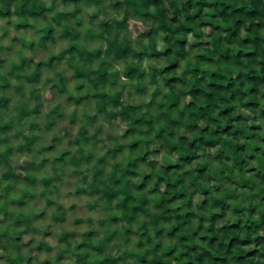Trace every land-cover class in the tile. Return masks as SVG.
I'll return each mask as SVG.
<instances>
[{"label": "clouds", "instance_id": "1", "mask_svg": "<svg viewBox=\"0 0 264 264\" xmlns=\"http://www.w3.org/2000/svg\"><path fill=\"white\" fill-rule=\"evenodd\" d=\"M111 3L112 0H79L67 4L60 0H42L47 11L38 20L30 21L34 24L31 33H16L12 27H0V33H8L0 38V59L4 61L0 64V79L8 85L0 91V97L9 101L6 107L0 108V113L6 117L4 122L9 124L8 129L0 131V153L11 149L7 162H0V209L3 210L0 211V220L3 221L0 223V264H42L44 260L49 264H91L92 260H102L109 253L118 255L121 252H132L137 256L148 253L149 259H160L168 247L175 245L179 248V236H190L197 225H201V218L221 213L222 205L227 207L223 208V216L215 225H210L206 219L203 222L204 228L211 227L216 231L200 232L199 235H215L218 239L224 238L225 243L227 238L237 235L247 237L246 231H220L223 226L236 221H240L242 228L249 223L260 225L253 238L264 235V203L253 198L255 193L264 196V183L255 178L256 170L264 171V139L256 138H264V86L254 97L237 96L234 101L225 99L226 103L220 105L231 107L232 117H240L235 119L232 129H239V135H212L213 129L229 120L216 115L219 108L215 107V101L200 99L201 105L208 103L209 109L214 110L207 111L203 119L198 118V123L201 128L207 126L209 137L219 142L215 147L193 149L196 161L183 164L177 157L187 153V139L182 141L181 137L194 139L203 135L199 128L195 131L187 128V114L195 110L186 107L185 98L192 78L181 77L183 83L169 85L159 68L177 57L173 54L158 60L149 58L150 53L170 46L165 40L169 33L160 30L162 22L159 17L155 21L142 22L145 28L156 29L150 39H137L138 33H133L125 41L123 36L116 37L114 31L105 32L99 26L103 20H123L125 12L130 19L136 20L132 17L134 9L155 13V8L143 9L139 0H132L133 7L128 9L112 8ZM4 8L5 4L0 0V9ZM183 21L184 14L181 13L178 23L168 24L167 28L177 29ZM233 22L228 20V25ZM248 23L244 20L234 43L252 35L245 31ZM45 27L56 29L59 39L55 36L54 43L49 42L38 50L34 61H44L37 71L53 79L41 78L38 83L25 86L23 72H14L11 66L19 62L21 55L27 56L29 52L24 51L21 43L13 42L12 36L19 35L24 44L29 38L39 43V36L43 33L38 29ZM61 29L67 35L60 36ZM202 31L207 32L208 29ZM73 33H80L76 38V49H69L62 60L48 65L49 57H58L62 50L68 48L66 41L72 40ZM89 33L98 38L96 43L84 38ZM223 35L227 36V33ZM259 35L264 36V31ZM186 38L193 42L195 39L191 35ZM125 44L133 52H143V59L131 54L117 59V51ZM227 46L231 48L234 45ZM173 47L180 53V68L173 73L179 76L185 67H191L190 62L201 49H191L187 45L182 49ZM89 53L94 57L91 63L82 58ZM261 58L264 57H258ZM97 64L109 73L106 83L97 82ZM128 67H134L142 78L129 80L125 75ZM77 73L84 75L78 77ZM53 83L56 87L48 89L47 86ZM77 85L81 86L78 91L75 90ZM138 88L144 89L143 94L135 91ZM45 91L54 97L50 102L43 95ZM100 93L106 94L103 99L90 103L91 97ZM220 95L226 96V93ZM70 96L74 99L69 100ZM253 99L256 106H246ZM173 101L175 104L170 108ZM19 102H23L26 112H31L38 105L41 107L30 115H21L17 108ZM119 113L126 115L119 116ZM93 116L94 120L91 119ZM210 117H215L216 122H212ZM251 125L259 126L255 133L250 130ZM125 128L131 129V134H126ZM172 145L176 146L174 151ZM238 145H246V148L236 152ZM25 161L31 166L18 167ZM153 161L155 163H150ZM164 163H175L179 167L174 172L165 173L162 171ZM200 163L206 164L208 171L205 177L193 180L189 170ZM17 173L19 179L15 178ZM25 175L27 180L23 178ZM145 177L149 179L146 181ZM173 177L182 180L181 190L185 192L182 200H172L176 192L171 187L175 183ZM142 180L146 187L137 191L136 185ZM242 184L255 187L249 190L238 186ZM204 188L210 194L207 197L199 194ZM77 189L81 190L79 194ZM21 190L33 198L25 207L16 208L11 202L20 198ZM133 196L137 199L132 200ZM190 196H194L191 203ZM124 197L129 199L123 200ZM202 199L207 201L203 207L200 206ZM141 200L147 202L143 212L133 214L131 207H124L129 203L139 204ZM253 205L258 211L248 215L247 208ZM238 209L245 211L238 213L235 211ZM37 212H42L43 216L34 220L32 217ZM184 212L192 214L186 223L183 222ZM5 213L8 214L7 219L4 218ZM169 214L180 219L157 222V217ZM113 216L133 219L117 224L112 222ZM18 219L23 223L17 225ZM174 226L178 229L175 239H161L156 235L159 229L170 230ZM126 228L136 233L129 244H124ZM45 231L51 235L44 236ZM114 231L119 234V239L105 243V238ZM89 232L93 235L86 236ZM66 233L75 235L65 236ZM191 242L201 243L199 239ZM137 243L141 246L137 247ZM78 244L81 246L77 247ZM40 245L46 246L38 247ZM98 247L103 249L99 253L95 250ZM201 247L208 245L202 244ZM252 248L258 252L249 264H264V244L249 243L244 251ZM180 250L183 251L182 248ZM209 251L219 255L214 249ZM232 251L235 253L237 249ZM167 259L169 264H177L171 258Z\"/></svg>", "mask_w": 264, "mask_h": 264}, {"label": "trees", "instance_id": "2", "mask_svg": "<svg viewBox=\"0 0 264 264\" xmlns=\"http://www.w3.org/2000/svg\"><path fill=\"white\" fill-rule=\"evenodd\" d=\"M5 4L4 9H0V27H12L16 33H31L34 28V24L30 21L38 20L47 9L42 6V0L38 3V0H3ZM61 3H77L79 0H60ZM140 7L143 9L155 8V13L148 11L141 12L140 9H134L132 12V17L137 18L138 20L155 21L159 17L162 22L160 25V30L166 31L169 34L165 37L166 42L169 43V48L165 47L163 51L157 50L149 54V58L160 59L163 57H172L173 54L177 57L170 59L169 62L159 68V72L164 75L165 81L169 85H174L177 83H183L181 77H191L189 81L191 84L187 88L186 92V107L194 108V111H190L188 116V131H195L199 128L200 133L203 135H198L194 139H189L182 136L181 140L187 139V153L177 157L179 161L183 164H192L196 161L197 157L193 152V149L199 150L203 147H215V144L219 141H213L207 132V126L201 128L198 123V118L203 119L204 115L207 114V111L214 110L209 109V104L205 103L201 105L199 103L200 99L205 101H215V107L219 108V111L216 113L217 116L228 117L229 122L222 123L220 127L212 130V135L214 136H224L227 134L239 135L240 130L232 129L235 127V119H240L239 116L232 117L230 114L233 111L231 107H220L227 101L232 102L237 96H252L254 97L257 92H259L260 87L264 86V58L258 59V57H264V36L259 35L260 31H264V0H139ZM236 4H239V7H236ZM11 6V7H9ZM112 8L119 9L121 7L128 9L132 8V0H116L113 5H110ZM169 9H171V15H169ZM208 9V11H204ZM214 9L215 11H212ZM194 10V11H192ZM181 13L184 14V21L179 25L177 29L169 30L167 28L168 24L178 23L179 16ZM131 20L128 17V13L125 12V18L119 22L115 20H103L99 23V26L105 31L112 30L116 33V37L123 36L126 41L130 33L128 31V22ZM228 20H233L231 26L228 25ZM244 20H248L249 23L245 27V31L252 33L250 36L243 37L239 40V43H234L237 39L239 31L242 26H244ZM216 21H221L216 23ZM144 25V23H143ZM207 28L209 33L206 34L202 30ZM195 29H200L201 31H196ZM38 32L43 33L39 36V43L36 41H31L29 38L27 44H24L23 40L19 35L12 37L13 42L21 43L25 52H36V46L43 48L44 45L49 42L54 43L56 36V29L53 27H45L38 29ZM156 29L150 28L146 33H139L137 39H150L155 35ZM227 33V36L223 35ZM8 33H0V38L7 36ZM67 35L63 29L60 30V36ZM193 36L194 42L189 41L186 36ZM80 37V33H73V38L71 41H66L68 48L62 50L59 53V56H51L48 58V65H51L53 61L59 62L64 58L65 53L69 49H76V38ZM62 38V37H61ZM88 42H93L98 38L95 34L89 33L84 37ZM56 39H59V36H56ZM96 43V42H95ZM234 45L233 47H228L227 45ZM173 45L177 48H184L187 45L191 49H201L195 53L193 60L190 62L191 67H185L184 70L180 73L179 76L174 75L179 68V57L180 53L175 52ZM11 51V49H7ZM109 51H111V44H109ZM99 50H97L98 54ZM133 55L137 59H143V52H133L127 44L116 53V58L121 56ZM82 58L88 60L91 63V59L94 57L92 53L87 55H82ZM4 61L0 59V64H3ZM44 61H39L37 64H34V59L25 55H21L19 62L12 64V69L14 72H23L25 76L24 83L34 84L39 81L40 72L37 71ZM97 74L98 83H106L108 78V72L103 71L100 64L95 65ZM30 69V70H29ZM84 75L83 73H77V76ZM125 75L129 80L140 79L142 74H137L134 67H128ZM53 78H50V80ZM7 83L0 79V90L7 88ZM18 87V85H17ZM56 87V84H51V88ZM81 88L80 85H77L75 89L78 91ZM138 94H143L144 89L138 88L135 90ZM221 93H226V96H221ZM104 93L94 94L90 103H95L97 100H102ZM69 100L74 99V97H68ZM9 101L6 98L0 97V108H4L8 105ZM256 101L249 100L246 106L255 107ZM175 102L169 104V107H173ZM231 106V103H230ZM137 108L140 106H136ZM17 108L21 115H30L31 112H35L36 109L31 110V112H26L23 102L17 104ZM135 110V109H133ZM125 113H119V116H124ZM118 118V117H117ZM6 117L3 113H0V131H4L9 128V124L5 123ZM212 122L215 121V117H210ZM192 121H197L193 123ZM135 123V121H134ZM259 126L251 125L250 130L255 133ZM126 134H131V129L125 130ZM27 135V134H25ZM257 139H264L256 137ZM133 146H135L133 144ZM51 147V146H49ZM246 148V145H238L235 148L236 152L243 151ZM176 149L175 145H172V150ZM256 149H254L255 151ZM11 153V149H5V153H0V162H7V157ZM147 155V153L145 154ZM254 159V158H253ZM150 163H155L150 162ZM243 163V161H241ZM30 162H27L26 166L21 168L30 167ZM179 167L175 163H164L162 165V171L165 173L174 172ZM249 171H253L252 168H248ZM193 174V180L197 177H205V173L208 171L207 165L200 163L198 167L192 168L189 170ZM15 178L19 179V174H16ZM25 180L28 177L25 175L23 177ZM163 177H160L162 179ZM255 178L259 182L264 183V171L256 170ZM149 177H145L147 181ZM175 183L171 185L172 188L176 189L175 194L172 196V200L183 199L185 197V192L181 190L182 180L179 177H173ZM95 182V178H93ZM191 187V183L189 185ZM241 187H247L249 190L255 187L254 185L242 184L238 185ZM143 187H146L145 182L142 180L139 184L136 185L137 191H142ZM81 190L77 189V194ZM75 194V193H74ZM199 194L202 197H207L209 194L208 189L204 188L199 191ZM33 197L24 190L20 191V198L13 200L11 203L16 208H23L27 202ZM254 199H259L264 203V196H260L259 193H255L253 196ZM128 197H124L123 200H128ZM132 200H136L135 196L131 197ZM194 199V196L189 197V203ZM123 202V201H122ZM206 200L202 199L200 201V206L203 207L206 204ZM146 201L141 200L139 204H125L124 207H131L132 213L143 212V206L146 204ZM227 205H222V211L219 214H213L211 217L201 218V225H197L196 231L192 232L190 236H179L177 241L180 247L173 245L168 247L162 253V258L160 259H149L148 253H145L142 256H137L132 252H121L118 255H112L109 253L104 256L102 260H92L91 264H169L167 258L176 261L177 264H205V261L208 264H249L251 258L257 255L258 249L252 248L244 251L247 248L249 243H254L256 245L264 244V235L255 236L253 238V233H255L260 225L256 223H249L241 227L240 221L233 222L223 226L220 229L221 232H236L246 231L248 236L241 238L239 235L227 238V243L224 242V238L218 239L217 236L212 235H199L200 232H209L216 231L214 228H204L203 222L206 219L210 225H215V223L222 218L223 208ZM0 211H3L0 209ZM179 211V209H178ZM238 213H243L245 209L235 210ZM258 211L257 206L253 205L247 208L248 215H254ZM170 213V210H169ZM146 214V213H145ZM185 216L183 222L186 223L187 219L191 218L192 214L184 212ZM34 216V215H33ZM43 216V213L38 216L39 219ZM4 218H8V214H4ZM33 218V217H32ZM180 217H172L169 215H161L157 217V222H168L169 220ZM35 220V218H33ZM62 219V218H60ZM133 217H116L111 218L113 223L129 222ZM3 221L0 220V223ZM23 223L22 220H16V224L19 225ZM177 227H172L170 230L159 229L156 233L161 239L169 238L175 239L177 234ZM46 233L51 234L46 231ZM72 235L75 233H66L65 236ZM93 233L89 232L86 236H92ZM136 233L131 228H126L124 230V244H129L132 236ZM143 235V234H141ZM119 234L113 232L105 238V243L111 240H118ZM199 239L200 244L192 243ZM202 244H207L208 247L202 248ZM46 245H40L38 247H45ZM81 245H77L80 247ZM140 247L139 243L136 245ZM113 247L118 248L119 245H113ZM159 247V245H157ZM183 249V251L180 250ZM235 248L237 251L233 253L232 249ZM209 249H214L215 252L219 255H214ZM98 253L101 252L102 248L95 249ZM31 259V258H30ZM42 264H49L47 260H44Z\"/></svg>", "mask_w": 264, "mask_h": 264}, {"label": "rangeland", "instance_id": "3", "mask_svg": "<svg viewBox=\"0 0 264 264\" xmlns=\"http://www.w3.org/2000/svg\"><path fill=\"white\" fill-rule=\"evenodd\" d=\"M115 1H116V0H112L111 5H113V4L115 3ZM2 23H3V21H2ZM148 29H149V28H145V27H144V25H143V23H142L141 20H138V19L133 20V19H131V20H129V22H128V31H129L130 35H132L133 33H138V34H139V33H141V34H142V33H146V32H148ZM14 32H15V31H14ZM205 33L208 34L209 31H207V32H205ZM12 37L14 38V37H16V35H13ZM96 41H97V40L93 41V43H95ZM40 49H42V48H39L38 46H36V52H33V53H32V52H29V55H27V56L30 57V58H33V59H34L35 55L38 54V50H40ZM38 62H39V61H34V64H37ZM41 78L50 80V78H53V77H52V76H45L42 72H40L39 80H40ZM38 82H39V81H38ZM38 82H36V83H38ZM24 85H25V86H29V85H32V84L24 83ZM47 87H48V89H51V84H49ZM0 91H3V90H0ZM43 95H45L47 102H50L51 99L54 98V97L51 96V94H50L49 91H45V92L43 93ZM37 107H38V109H39V107H41V105H38ZM91 119L94 120L95 117L93 116ZM126 129H127V128H125V130H126ZM25 134H27V133H25ZM26 165H27V161L23 162L21 165H18V167H22V166H26ZM40 214H42V212H37V213H35L34 216H33V218H35V219L38 218V216H39ZM37 231H39V230H37ZM43 235H44V236H50L51 234H48V233H46V231H45ZM85 235H88V233H86Z\"/></svg>", "mask_w": 264, "mask_h": 264}]
</instances>
